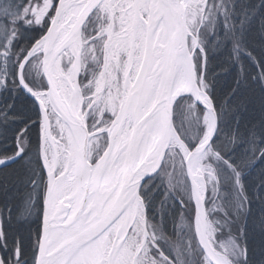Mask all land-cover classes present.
I'll list each match as a JSON object with an SVG mask.
<instances>
[{"label":"snow or ice","instance_id":"6c2138e0","mask_svg":"<svg viewBox=\"0 0 264 264\" xmlns=\"http://www.w3.org/2000/svg\"><path fill=\"white\" fill-rule=\"evenodd\" d=\"M0 264H264V0H0Z\"/></svg>","mask_w":264,"mask_h":264}]
</instances>
